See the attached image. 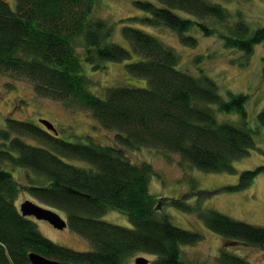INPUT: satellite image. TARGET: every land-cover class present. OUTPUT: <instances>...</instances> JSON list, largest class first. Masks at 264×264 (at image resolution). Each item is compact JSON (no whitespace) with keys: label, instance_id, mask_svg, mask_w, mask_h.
Here are the masks:
<instances>
[{"label":"trees","instance_id":"trees-1","mask_svg":"<svg viewBox=\"0 0 264 264\" xmlns=\"http://www.w3.org/2000/svg\"><path fill=\"white\" fill-rule=\"evenodd\" d=\"M98 1L14 0L13 7L10 0H0V71L25 77L41 97L89 110L100 127L116 132L117 139L71 142L41 124L7 119V127L0 128V264H32V252L75 264H129L138 254L154 255L151 264H196L184 260L180 249L182 244H197L203 235L175 225L159 211L163 200L150 189L159 173L152 163L138 161L130 153L155 148L179 154L190 168L232 173L235 161L254 145L255 131L244 119L246 95L227 91L224 97L201 66L195 73L179 69L176 49L144 28H122L128 48L113 42L112 26L92 17ZM134 5L144 14L128 20L169 28L186 46L197 45L199 34L248 55L255 44H264V26L250 33L242 14H233L220 3L134 0ZM77 41L85 48V61L95 69L135 54L138 59L127 65V83L108 88L106 97L94 94L83 74ZM203 57L195 56V64ZM220 113L229 114L224 118L236 113L244 122L220 120ZM258 121L264 127V109ZM10 165L30 169L46 181L40 184L30 176L31 181L22 184ZM260 172L264 166L244 171L241 183L251 184ZM24 191L63 213L68 227L91 243V251L74 250L45 237L36 219L23 215L16 202ZM110 209L125 213L134 227L99 219ZM205 222L223 237L264 245L263 226L216 210L205 216ZM227 257L234 264L242 262L232 255L221 258Z\"/></svg>","mask_w":264,"mask_h":264},{"label":"rangeland","instance_id":"rangeland-1","mask_svg":"<svg viewBox=\"0 0 264 264\" xmlns=\"http://www.w3.org/2000/svg\"><path fill=\"white\" fill-rule=\"evenodd\" d=\"M210 1L222 4L233 14L239 11L249 25L250 33L264 26V0ZM10 3L15 7L14 0H10ZM92 14V17L101 18L112 26L113 42L128 48L122 28L125 25L144 28L159 35L167 45L176 49L181 57L179 69L189 72L191 70L195 73L196 66H201L217 81L224 97H228L227 91L247 96L245 104L247 118L244 119L255 131L254 145L246 156L235 161L234 172H203L197 168H190L179 154H170L155 148L143 147L141 150L131 151L130 155L138 161L152 163L158 171L159 176L151 182L150 189L152 194L164 200L159 211L169 215L175 225L203 235L202 240L196 245L181 246L184 260L196 264H234L228 257L224 261L221 258L232 255L242 260L236 264H264V246L248 247L235 242L224 246L225 240L207 227L205 222V216L210 211L216 210L248 224L264 226V172L255 175L249 185L244 184L247 183L246 181L241 183V174L244 171L264 166V127L260 126L258 121V114L264 109V44H255L251 55L238 48L226 47L221 39L219 41L214 37L200 34L197 35L199 41L197 45H183L177 33L169 28H153L128 20L129 17L144 14L134 5V0H99ZM237 19L236 14L234 20ZM220 27L224 28L222 25ZM77 46V53L82 58L83 74L90 80V90L100 97H106L108 88L127 83L125 82L128 74L127 65L138 59L134 54L127 60L108 61L105 67L95 69L82 55L85 51L82 42L77 41ZM200 54L204 57L195 64L194 57ZM33 86L25 77L0 71V128L7 127V119L10 117L26 119L36 124L46 118L55 124L59 136L71 142L113 143L117 140L116 132L100 127L98 120L89 110L66 106L60 101L41 97ZM225 115L229 114H218L219 119L233 120L240 124L244 122V119L236 113L228 118H224ZM28 140L35 141V139ZM78 164L86 165L82 162ZM24 168L12 166L10 169H13L12 173L20 183L28 184L31 181L30 176L36 181L40 180V184L46 181L44 177L40 176L38 179L36 173ZM230 186L235 187L227 188ZM26 199L48 207L25 191L20 193L16 202L20 204ZM181 202L186 206L183 207ZM61 215L65 217L63 213ZM99 219L125 227H134L125 213L115 209L107 210ZM36 223L45 237L59 245L78 251H91L93 248L88 240L68 226L63 230H57L46 221L36 219ZM231 241L236 240L230 239L229 242ZM139 255L141 254L135 255L129 264H136L135 257ZM141 256H148L150 260L155 259L152 254Z\"/></svg>","mask_w":264,"mask_h":264},{"label":"water","instance_id":"water-1","mask_svg":"<svg viewBox=\"0 0 264 264\" xmlns=\"http://www.w3.org/2000/svg\"><path fill=\"white\" fill-rule=\"evenodd\" d=\"M41 122L47 127V129H51L57 132L55 126L47 119H42ZM20 210L25 216H32L37 220H43L51 224L53 227L63 230L68 226L67 220L59 213H56L55 210L44 207L32 200H24L20 204ZM32 264H75L71 262H61L59 260L51 259L49 257H45L41 254L30 253L29 255ZM149 260L144 257H137L135 259L136 264H148Z\"/></svg>","mask_w":264,"mask_h":264},{"label":"bare ground","instance_id":"bare-ground-1","mask_svg":"<svg viewBox=\"0 0 264 264\" xmlns=\"http://www.w3.org/2000/svg\"><path fill=\"white\" fill-rule=\"evenodd\" d=\"M87 62V61H86ZM88 63V62H87ZM90 64V63H89ZM91 65V64H90ZM92 66V65H91ZM83 67V66H82ZM46 119V118H45ZM47 120H49L51 123H53L50 119H47ZM39 125L41 124V126L42 127H44V129H46V130H48V131H50V132H53L54 134H56V135H59V132H58V130H57V132H55V131H53V130H51V129H47V127L42 123V122H40V123H38ZM53 125L55 126V124L53 123ZM56 127V126H55ZM54 127V128H55ZM3 128H6V127H3ZM57 129V128H56ZM1 146V145H0ZM11 167H12V165H10L9 166V168L11 169ZM259 167V166H258ZM15 168V167H14ZM257 168V167H256ZM25 169V168H24ZM11 172H13V169L11 170ZM159 176V174L158 175H155L154 176V178L152 179V181L156 178V177H158ZM14 178H15V176H14ZM26 192V191H25ZM24 193V192H23ZM26 200H28V199H26ZM30 200V199H29ZM161 200H163V199H161ZM33 201V200H32ZM164 201V200H163ZM23 201H21L20 202V204L22 203ZM35 202V201H34ZM19 204V203H18ZM20 204H19V207H20ZM163 204H161L160 206H162ZM220 212V211H219ZM222 213V212H221ZM224 214V213H223ZM253 225V224H252ZM260 225V224H259ZM258 225V226H259ZM264 227V226H263ZM219 237H221L223 240H225V245L224 246H227L229 243H242V244H244V245H247L248 247H258V246H252L251 244L249 245L248 243H246V242H244V241H241V240H239V239H235V238H226V237H223L222 235L220 236V234H219ZM230 239H234V240H236V241H231V242H229V240ZM183 245H185V246H187V244H182L181 246H183ZM196 245V244H195ZM223 246V247H224ZM261 246H264V245H261ZM181 254H182V252H181ZM141 256V255H140ZM140 256H137V257H140ZM137 257H135V259L137 258ZM141 257H144V256H141ZM235 257H237V256H235ZM144 258H147L149 261V263L148 264H151V262L150 261H152V260H150L149 259V257L147 256V257H144ZM239 258V257H238Z\"/></svg>","mask_w":264,"mask_h":264},{"label":"crops","instance_id":"crops-1","mask_svg":"<svg viewBox=\"0 0 264 264\" xmlns=\"http://www.w3.org/2000/svg\"><path fill=\"white\" fill-rule=\"evenodd\" d=\"M51 209H53V208H51ZM53 210H55V209H53ZM56 211V210H55ZM56 213H59V214H61V212H59L58 210L56 211ZM65 218V217H64ZM49 224V223H48ZM51 225V224H50Z\"/></svg>","mask_w":264,"mask_h":264}]
</instances>
